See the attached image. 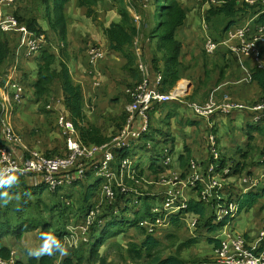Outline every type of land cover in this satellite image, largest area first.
<instances>
[{
    "label": "crops",
    "instance_id": "obj_1",
    "mask_svg": "<svg viewBox=\"0 0 264 264\" xmlns=\"http://www.w3.org/2000/svg\"><path fill=\"white\" fill-rule=\"evenodd\" d=\"M146 1L148 0H138L142 7ZM179 1L183 3L188 13L184 24L176 32L177 39L182 43L180 59L185 66V72L177 84L167 92L181 84L186 86V91L181 100H174L172 101L174 103L168 104L167 107L164 105L157 109L156 114L160 115L158 122L166 126V130L158 129L160 134L158 136L162 138L153 134L148 142L151 144L147 148L142 142L130 151V157L140 171L144 172L142 174L146 180L144 190L151 195L154 193V196L163 193L169 187L171 179L183 176L189 164L187 156H190V159L198 158L203 170L201 160L204 159L208 163L213 155V147L208 141L206 142L207 139L202 130L212 126L215 130L213 132L217 134V136L214 134L216 148L221 158L227 164L241 163V166L258 180V187L264 189V165L259 161L261 154L264 153V123L255 122V112L252 109L256 103L262 101L263 93L260 85L252 79L254 63L233 50L239 43L236 35L238 28H247L251 33L261 30L257 25V20L264 13V4L237 0L238 7L244 8L245 3L255 6L251 9L244 8L246 11L240 12L236 17L221 14L208 22L207 11L212 5H218L219 1ZM31 2L32 0H19L22 17L27 15L32 6ZM103 2L107 3L100 5L97 3L94 6V14L91 16L88 15L89 9L82 6L79 0H71L66 5V43H62V40L56 36L58 44L54 48V53L59 56L58 60L65 61L74 81L81 86L85 112L90 121L105 128V134L112 136L117 128L112 119L117 113L124 112L129 104L128 90L131 86L127 85L133 80L125 70L127 59L118 52L108 51L111 43L104 28L114 22H119L121 15L113 2L104 0L100 3ZM257 4L261 8H258ZM129 9L136 18L134 7L130 6ZM44 10L42 6L37 13H29V15L37 17L39 24L51 36L56 32L44 17ZM204 20L207 21L212 36L219 42V48L214 54H207L204 51L206 35V29L202 25ZM135 44L136 47H143L142 60L153 75V59L156 53L154 42L143 39L142 35V39L139 37L135 39ZM90 46H101L106 52L105 57L95 65L89 63L88 49ZM38 54L27 57L21 37L18 38V45L13 47L9 64L0 76V110L3 104L8 105L7 92H9L8 84L11 81L37 78L38 67L41 63V55ZM56 89L59 95L56 100L54 96L46 103L31 99L18 110L14 107V109L9 108L7 113L1 114L0 111V137L2 135L1 117H5L13 124L17 132L22 134L24 144L29 149L63 151L66 141L62 129L57 124V115L61 110L67 111V109L58 84ZM207 102H212L216 107L225 102L242 107H236L230 113H223L217 108L210 117H205L199 115L191 106V103L205 104ZM10 107H13V103ZM236 124L242 125L243 128ZM166 147H171L173 151L172 168L167 172H156L158 169H151V167L161 157ZM144 150L151 153V159L147 163L143 162L141 155ZM15 153L20 160L30 155L29 151L22 147H17ZM181 156L187 159L182 160ZM115 166H118L117 162ZM28 178L29 184L32 185L33 177ZM97 181L99 180L92 176L90 184ZM231 181L235 182L237 178L233 176ZM82 184L85 183L81 181L71 187H64L59 192L62 199L78 207L85 198L86 188L82 187ZM149 186H152L153 190L149 191ZM255 186L247 185L248 189ZM103 213L104 211H102V216ZM193 217L190 213L182 216L184 226L176 232L179 241L187 242L197 239V243H208L209 237L224 239L229 231L243 234L250 249L256 250L264 241V194L257 204L239 215L236 223L234 222L228 228H218L213 233L207 230L202 233L194 232L195 228L191 226ZM104 224L99 227L102 228ZM160 228L162 235L173 230L171 223ZM130 232L136 235L134 230ZM51 236L56 238L55 235ZM4 242L11 248L12 259L16 263L29 264L30 257H35L40 261L43 256L47 255L37 257L28 254L29 249H39L45 242L40 229L25 232L20 239L6 237ZM197 243L187 246L185 251ZM63 247L66 255L59 253L58 256L53 257L54 264H64L67 258H74V254L79 249V246L74 247L67 242L65 237H63ZM204 247L205 249L197 255L208 258L207 264H219L214 253V244H204Z\"/></svg>",
    "mask_w": 264,
    "mask_h": 264
},
{
    "label": "trees",
    "instance_id": "obj_2",
    "mask_svg": "<svg viewBox=\"0 0 264 264\" xmlns=\"http://www.w3.org/2000/svg\"><path fill=\"white\" fill-rule=\"evenodd\" d=\"M79 1L82 6L89 9L88 15L94 14L93 8L97 5L98 0ZM215 1L220 3L212 5L207 11L208 22L221 14L227 17H236L240 12L246 11L244 8L251 9L255 6L245 3L244 8L238 7L237 0ZM69 2L71 0H32V6L29 8L27 15L25 14L22 17L20 15L19 0H16L11 7V12L16 15L20 24L27 26L31 32L36 35L45 34L48 40L53 43V48H55L54 46L58 44L57 37L62 40V43H66L65 12L66 5ZM129 2L127 0H115L113 2L121 15V20L104 28L105 34L111 43L108 51L118 52L127 59L125 70L133 80L127 86H131L133 89L142 79L138 67L139 57L136 51L135 39L141 34L143 39L154 42L156 53L153 59V75H151L162 74L161 90L167 92L177 84L185 72V66L180 59L182 43L177 39L176 32L184 24L188 15L187 10L179 0H155L151 8L152 21L145 17L143 23L141 22L138 27L129 7H134L136 12L143 13L142 4L140 5L138 0H130ZM42 6L45 9L44 17L56 32L54 35H48V31L44 30L39 24L38 18L29 15V13H37ZM256 6L261 8L258 4ZM257 25L259 28L264 27V13L259 16ZM18 38L20 39V35L17 32H0V76L3 75L9 64L13 47L18 45ZM53 48L51 44H48L38 54L41 55V63L38 67L36 79L17 80L24 87L26 100L21 104L14 102L15 109L18 110L31 99L43 101L44 103L48 102L51 92L54 91V86L56 85L57 88L58 84L64 96L67 114L77 129L80 141L86 145H102L108 142L114 135L119 133L126 122V109L113 117L112 120L117 125L112 133L113 135L105 134V128L99 127L90 121L85 112L81 86L74 81L65 61L58 60L59 56L54 53ZM141 50V55H143V47H141ZM252 79L260 85L263 93V99L261 100H264V68H259L254 64ZM128 95L130 102L132 96L129 93ZM166 103L156 104L154 110L151 111L150 128L139 140V143L143 142L146 148L151 144L148 143L153 135L151 130L155 129L154 124L159 121H154L152 115H156L157 109L163 107ZM195 122L198 123V121ZM202 131L205 133L206 142H209L208 135L211 132L214 133V127H208ZM19 134L22 136L20 132ZM214 134L217 136L216 133ZM0 142L3 143L1 140ZM169 148L171 149V147ZM41 152L48 156H63L66 153V145L63 151L48 150ZM127 156H130L129 150L118 151L116 162L118 163L121 158ZM187 157H189V164L192 159L198 161V158L190 159V156ZM187 157L181 156L180 159L185 160ZM221 161L222 166H226L227 163L223 158ZM201 162L204 166L202 171L205 172L210 162H212V158L208 163L204 159ZM228 165L231 167V172L228 177H225V179L229 178V186L225 194H228L227 198L229 199H224L222 202L235 201L238 204L239 214H241L259 202L264 194V189L259 188L258 185L248 189L247 185L239 183L238 177L244 174L250 175L251 173L246 171L241 163L233 162ZM151 169H158L156 172L164 171L162 167L155 165V163ZM140 173L143 174L144 172L140 171ZM87 175L88 178L82 181L85 183L82 184V187L86 188L85 198L78 207L73 204L70 205L67 200H63L60 191H50L55 197L45 198L47 188L42 184L34 185L32 175H14L16 177L15 183L11 186H2L0 188V258L10 259L12 257L11 248L4 242L6 237L20 239L25 232L33 230L40 229L42 237L55 235V239L63 245V237L67 231V226L83 222L89 210L99 201L101 181L90 184L92 176L95 175L93 169H89ZM233 176L237 178V181H231ZM28 177L32 178V185L29 184ZM144 185V183L141 185L140 190H144ZM150 190H153L152 186H149ZM201 190V185L188 190L189 204L187 212L184 211L185 213L174 215L170 220L173 230L164 235H162L160 227L156 228L154 232H149L148 227L141 225L143 221L154 222L153 208L158 202H161L160 197L154 196V194H145L139 197L136 203L134 197L120 195L113 205L106 206L103 209L102 218L105 219L103 227L100 228L99 224L93 226L90 232V241L83 243L74 254L75 257L67 258L64 264H207L209 262L208 258L200 257L197 254L189 256L190 253L185 251L187 246L197 243V239L181 242L176 233L184 226V222L181 220L182 216L189 213L198 220L194 230L196 233H202L204 230L213 233L218 228L225 226V221L218 222L216 220L215 207L218 201L206 202L202 200ZM29 209L31 211H28ZM131 230H134L137 236L130 232ZM207 240L208 243L214 244V249L220 246L221 240L218 238L209 237ZM103 248L104 250H102ZM113 249L120 252L119 259L111 257ZM254 251L255 253L263 252L264 241ZM58 255L59 252L54 251L52 255L43 256L40 261L35 257H30L29 264H54L53 257Z\"/></svg>",
    "mask_w": 264,
    "mask_h": 264
},
{
    "label": "built area",
    "instance_id": "obj_3",
    "mask_svg": "<svg viewBox=\"0 0 264 264\" xmlns=\"http://www.w3.org/2000/svg\"><path fill=\"white\" fill-rule=\"evenodd\" d=\"M214 2L215 0H207ZM16 0H0V32H17L24 45L25 55L32 56L40 53L50 42L45 34L36 35L27 26L21 25L11 7ZM247 3H263L264 0H247ZM136 19H139L136 16ZM206 35L204 50L207 54H214L219 48V42L210 33L206 20L202 21ZM257 33H251L247 28H238L236 35L239 39L238 45L233 49L245 59L252 61L257 67L264 68V27ZM55 47V46H54ZM139 57V70L142 76L141 81L128 93L132 100L126 106L127 118L122 129L108 142L102 145H86L80 141L77 129L67 112H61L57 117L59 127L65 136L66 153L63 156H48L35 149H29L23 141L22 136L14 128L13 124L5 117H1L2 135L0 140V178L8 175H32L35 185H45L52 192L60 191L64 187H71L88 177V170L93 169L94 176L101 181L99 201L87 213L85 220L78 224L67 226L65 240L74 247H80L83 243L90 241V232L93 226L104 224L102 211L104 207L115 203L120 195L134 197L136 203L138 198L150 194L140 190L141 185L146 182L140 169L136 166L132 157H123L115 166L118 151H131L139 143L141 137L149 130L151 123V111L155 105L174 100H181L186 91V86L181 84L170 92L161 90L163 76L161 73L151 75L146 63L142 60L141 47L136 48ZM106 52L101 46H90L88 49L89 63L95 65L104 58ZM97 84V83H96ZM7 102L3 104L1 114L14 109V102L21 104L25 101L24 87L18 81H11L8 84ZM13 103V107H10ZM192 108L201 116L210 117L218 108L223 113H230L238 104L225 102L215 106L212 102L205 104L191 103ZM254 120L257 123H264V100L256 103ZM212 148V162L207 170L202 171V165L196 159L190 161L182 177H175L170 180L169 187L161 194V202L153 208L154 222L143 221L142 226L148 227L149 232L167 223L174 215L187 212L188 190L199 185L202 186V197L204 201L217 200L215 207L216 220L225 221L224 228L234 224V219L239 215L238 204L222 200L229 199L225 191L229 186L231 167L226 164L222 166L221 155L216 148V136L214 133L208 135ZM22 147L28 150L30 155L20 160L16 157L15 150ZM260 163L264 165V153L261 154ZM174 157L169 147H166L161 157L155 162L167 172L172 168ZM239 183L249 187L258 184V180L251 175L238 177ZM1 188V187H0ZM144 189V188H143ZM154 194V193H153ZM184 212V213H185ZM198 223L193 217L191 226L195 228ZM220 246L214 249L216 260L219 264H264V251L255 253L250 249L243 234L237 231H229V234L220 239ZM78 247V248H79ZM0 264H17L12 257L10 259L0 258Z\"/></svg>",
    "mask_w": 264,
    "mask_h": 264
},
{
    "label": "rangeland",
    "instance_id": "obj_4",
    "mask_svg": "<svg viewBox=\"0 0 264 264\" xmlns=\"http://www.w3.org/2000/svg\"><path fill=\"white\" fill-rule=\"evenodd\" d=\"M101 1H104V0H98V1H97L99 5H100V4L107 3V2L100 3ZM154 1H155V0H152V1H151V0H148V1H146V2L144 3V6L142 7L143 13H140L139 11H137V12L139 13V14H138V13L136 12V14H137V16L139 17V19H136L135 17H134V18H135V22L137 23L138 27L140 26L139 21H141V22L143 23L145 17H148V18L150 19V21H152L151 8L153 7V3H154ZM108 2H115V0H108ZM31 3H32V2H31ZM129 3H130V2H129ZM44 15H45V14H44ZM138 37H139L140 39H142V35H141V34H140ZM138 37H137V38H138ZM52 48H53V47H52ZM53 50H54V48H53ZM247 60H249V59H247ZM54 87H55V88H54V91L51 92L49 98H51L52 96H54V97H55V100H56L57 97H59V95H58V92H57V89H56V85H55ZM49 98H48V100H49ZM170 103H174V102L170 101ZM170 103H166L165 106L167 107L168 104H170ZM61 112H65L64 109L61 110L58 114H60ZM222 115H223V116H227V115H225V114H222ZM57 116H58V115H57ZM152 119H153L154 121H158V120H160V115H159V114H156V115L154 114V115H152ZM236 125H238L239 127H242V128H243L242 125H239V124H236ZM154 127H155V129H154V130H151V133L154 134V135H157V137H159V138H162L161 136H158V135H160V134L158 133V129L161 130V131H162V130H166V126H164V125H160V123L157 122V123L154 124ZM141 155H142V159H143V162H144V163L149 162V160L151 159V153H150V151L147 152L146 150H144V151L141 152ZM45 194H46L45 198H46V197L52 198V197L54 196V195L50 192L49 189H47V192H45ZM54 197H55V196H54ZM54 197H53V198H54ZM28 211H31V210L29 209ZM239 215H240V214H239ZM238 217H239V216H238ZM238 217L234 219V222H235V223H236ZM204 244H212V243H207V242H205V243H203V242H201V243H197L196 245H194V247L187 249L186 252H189V253H190L189 256H191V255H193V254H195V253L198 254V253H200L202 250L205 249ZM119 254H120V252L117 251L116 249H113V250L111 251V257H113V258L119 259Z\"/></svg>",
    "mask_w": 264,
    "mask_h": 264
},
{
    "label": "clouds",
    "instance_id": "obj_5",
    "mask_svg": "<svg viewBox=\"0 0 264 264\" xmlns=\"http://www.w3.org/2000/svg\"><path fill=\"white\" fill-rule=\"evenodd\" d=\"M16 177L14 175H8L6 178H0V187L4 185L11 186L15 183ZM45 241L39 249H29L28 254L31 256H41L44 254L52 255L54 251L59 252L61 255H66V251L63 245L57 241L53 236L45 235L42 237Z\"/></svg>",
    "mask_w": 264,
    "mask_h": 264
}]
</instances>
